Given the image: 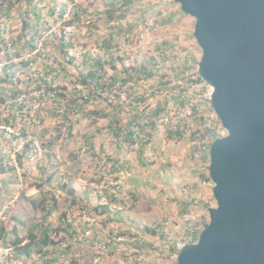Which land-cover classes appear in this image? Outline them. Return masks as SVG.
Returning a JSON list of instances; mask_svg holds the SVG:
<instances>
[{
  "label": "rangeland",
  "instance_id": "1",
  "mask_svg": "<svg viewBox=\"0 0 264 264\" xmlns=\"http://www.w3.org/2000/svg\"><path fill=\"white\" fill-rule=\"evenodd\" d=\"M2 1L0 225L55 243H0V264H176L180 232L217 205L203 132L227 134L197 78L195 18L174 0Z\"/></svg>",
  "mask_w": 264,
  "mask_h": 264
},
{
  "label": "water",
  "instance_id": "2",
  "mask_svg": "<svg viewBox=\"0 0 264 264\" xmlns=\"http://www.w3.org/2000/svg\"><path fill=\"white\" fill-rule=\"evenodd\" d=\"M196 20L198 74L226 135L212 140L217 202L177 264H264V0H174Z\"/></svg>",
  "mask_w": 264,
  "mask_h": 264
},
{
  "label": "trees",
  "instance_id": "3",
  "mask_svg": "<svg viewBox=\"0 0 264 264\" xmlns=\"http://www.w3.org/2000/svg\"><path fill=\"white\" fill-rule=\"evenodd\" d=\"M6 0H3L2 2L5 3ZM18 1H22V0H18ZM32 0H29V5L32 4L31 2ZM13 4L10 3L9 6H12ZM32 14H36V12H34L33 10L31 9H26V11H23L22 13V16H23V28L24 29H28V30H31V25H33V23L36 22V19L34 17H32ZM77 15L79 16V13H77ZM106 45V44H105ZM198 62V61H197ZM21 63V62H20ZM26 63V62H25ZM16 65V64H14ZM95 66L97 67L96 70L94 71H91L89 73L90 76H94V74H96L95 71H98L99 69L103 68V63H101L99 60L96 61L95 63ZM11 68V66H10ZM188 68H192L191 65L189 64L188 65ZM144 66H141L139 68H137V70L134 72V73H137V72H143L144 70ZM7 70V69H5ZM128 70V69H127ZM8 71V70H7ZM132 70L128 71L127 73V76L128 78L125 79V81H128L129 77L132 75ZM150 73V72H149ZM151 74V73H150ZM5 80V78H3L1 76V73H0V81H3ZM198 80L199 81H203L201 79V77H198ZM84 82H87V79L84 80ZM216 122L218 124H220V120L216 117ZM122 133V128L121 126L120 127H117V130H116V134L117 135H120ZM130 136L134 137L136 132L135 130H132L130 133ZM206 135H209L211 136V139H215L219 136H222L219 131H218V128L217 127H206L205 131L203 132V137H205ZM131 137V138H132ZM194 137V136H193ZM29 145V144H28ZM208 157H210V154L208 152ZM0 170L4 171L3 167H0ZM51 176H49V179H50ZM206 179L208 180H211L209 175H207ZM53 200H55L56 198L54 196H52ZM112 200L116 201L117 199L115 198V196L112 198ZM34 202V200H32ZM103 205V209H108L109 206L108 205H104V204H101ZM209 205V204H207ZM101 207L100 205L95 207V208H99ZM13 218H16L15 216H12V220ZM66 219L63 218V222L65 221ZM2 222H0L1 224ZM208 221L204 223V228L208 225ZM17 229H18V226L16 224H13L12 227L9 226H6V225H0V240L2 242H0L2 245H5L6 247H13L14 251L16 252V254L20 255V254H26V255H30L33 251H37L38 253H43V255H48V252H45L46 251V246L49 245V244H54V240L51 239V237L45 235L42 239L40 240H35L36 239V234L31 232L29 236V240L27 242L24 243V238L23 237H20V235L17 232ZM62 227H57L56 231L59 233L61 231ZM150 231L153 233V234H157L159 233L155 228H150ZM8 234V235H7ZM164 235V234H163ZM174 250H175V244H174ZM177 264V262H176Z\"/></svg>",
  "mask_w": 264,
  "mask_h": 264
},
{
  "label": "built area",
  "instance_id": "4",
  "mask_svg": "<svg viewBox=\"0 0 264 264\" xmlns=\"http://www.w3.org/2000/svg\"><path fill=\"white\" fill-rule=\"evenodd\" d=\"M5 61V62H1V61ZM9 60H5V59H1L0 60V69L2 68V67H5L7 64H9V62H8ZM198 77H200L199 76V74H198ZM197 77V78H198ZM1 82L2 81H0V84H1ZM202 82H204L205 83V85L208 87L209 85L205 82V81H202ZM212 89V88H211ZM211 92H212V90L209 92V98H210V94H211ZM24 97V98H23ZM13 106H17L18 107V109L19 108H23V111L24 110H26L27 109V102H26V100H25V95L23 94V95H19V96H17V97H15L13 100H11V101H8L7 103H6V105H5V107H6V109L8 110V111H10V109L13 107ZM179 124L178 123H174L173 125H172V129H173V131H177V130H179ZM7 130H9L11 133H13L12 132V130L10 129V127H7ZM197 135H200L199 133L197 134ZM6 151H8L9 153L11 152V150H10V148H6V149H4V152H6ZM6 209V208H5ZM5 209H4V212H5ZM202 223L203 222H201V223H197V222H188L187 223V226H186V228L182 231V232H180V234H179V237L177 238V240H176V242H175V252H176V254H177V252L181 249V248H183L185 245H187V244H190V243H195V242H197V240H198V237H199V235H200V233H201V231H202ZM204 225V224H203Z\"/></svg>",
  "mask_w": 264,
  "mask_h": 264
},
{
  "label": "clouds",
  "instance_id": "5",
  "mask_svg": "<svg viewBox=\"0 0 264 264\" xmlns=\"http://www.w3.org/2000/svg\"><path fill=\"white\" fill-rule=\"evenodd\" d=\"M1 219V218H0ZM2 220H0V222H1Z\"/></svg>",
  "mask_w": 264,
  "mask_h": 264
},
{
  "label": "crops",
  "instance_id": "6",
  "mask_svg": "<svg viewBox=\"0 0 264 264\" xmlns=\"http://www.w3.org/2000/svg\"><path fill=\"white\" fill-rule=\"evenodd\" d=\"M5 171V170H4Z\"/></svg>",
  "mask_w": 264,
  "mask_h": 264
}]
</instances>
